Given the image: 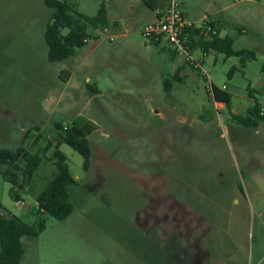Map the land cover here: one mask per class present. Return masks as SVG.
Wrapping results in <instances>:
<instances>
[{
    "label": "rangeland",
    "instance_id": "1",
    "mask_svg": "<svg viewBox=\"0 0 264 264\" xmlns=\"http://www.w3.org/2000/svg\"><path fill=\"white\" fill-rule=\"evenodd\" d=\"M66 1L87 15L102 5L106 30L88 29L83 45L51 61L43 0H0V148L41 155L29 181L16 170L20 188L0 173V211L34 225L43 219L37 236L21 237L19 264H182L171 249L182 239L193 264H228L232 242L243 245L264 225V118L255 127L236 120L264 105V26L242 14L253 1L174 0L187 21L204 15L234 47L254 51L242 66L238 56L195 49L196 67L183 52L171 57L166 38L142 35L169 0L156 9L143 0ZM179 64L182 81L170 77ZM212 85L231 94L228 106L214 101ZM78 115L97 128L87 135V169L77 150L59 145L77 184L67 188L71 213L58 220L37 212L35 195L56 173L55 124ZM190 222L205 250L194 247Z\"/></svg>",
    "mask_w": 264,
    "mask_h": 264
},
{
    "label": "trees",
    "instance_id": "2",
    "mask_svg": "<svg viewBox=\"0 0 264 264\" xmlns=\"http://www.w3.org/2000/svg\"><path fill=\"white\" fill-rule=\"evenodd\" d=\"M151 9L157 8V0H143ZM44 5L49 10L47 22L43 31V39L46 44V56L51 61H61L70 56L75 47L83 45L88 35V29L94 30L97 27L106 25L105 9L101 5L97 14L87 15L78 12L66 0H43ZM205 27L186 26L184 31L187 33V44L189 50L199 49L201 52L215 50L223 53L225 56H238L239 62L244 66L245 61L254 57V51L249 48H235L233 40L230 36H219L216 32L211 36L202 33ZM64 30V32H63ZM154 42L158 40H152ZM171 51V54L175 53ZM188 64L192 63L188 59H184ZM193 67V66H191ZM178 66L170 75L171 78L182 81L178 75ZM194 68V67H193ZM264 71V63L261 66ZM234 69L231 66L228 70L230 73ZM164 88L169 89V78H164ZM212 94L215 102H222L225 105L230 104L231 94L214 85H212ZM260 104L258 102L247 108L246 114L238 115L236 120L245 126L255 127L259 121L263 119L259 115L258 110ZM59 138L55 143L52 152L56 173L49 179L47 184L35 195L37 212H47L58 220L65 219L72 211L73 206L68 199L67 188L70 185L77 184L76 179L70 174L65 162V155L59 149L61 143L70 145L83 156V168L87 169L90 162V147L87 135L97 128V125L89 118L78 115L70 124L62 126L55 124ZM41 135H37L40 137ZM20 161L22 163H20ZM41 162V155L38 152H30L22 145L12 148H0V173L10 181L13 186L20 188L22 182L18 181V173L24 182L29 181ZM6 164L5 167H2ZM12 190L14 200L19 199L18 191ZM43 219L40 218L37 224H30L22 220L16 215L5 216L0 211V264H19L23 253V245L21 237L37 236L43 229ZM176 245L172 244V251ZM182 264L183 262L182 258Z\"/></svg>",
    "mask_w": 264,
    "mask_h": 264
},
{
    "label": "crops",
    "instance_id": "3",
    "mask_svg": "<svg viewBox=\"0 0 264 264\" xmlns=\"http://www.w3.org/2000/svg\"><path fill=\"white\" fill-rule=\"evenodd\" d=\"M252 1H253V6L246 9L245 11H243L242 14L246 15L248 17V19L256 20L261 25L264 26V2H261V0H252ZM258 5L259 6L263 5V7L257 8L256 6H258ZM253 8H254V10H253ZM256 9H259V11L256 12ZM160 11H162V9H159V8L156 9V11H155L156 16H158V13ZM182 13H183V11H182ZM205 17L206 16L203 15L202 18L206 22L205 25L208 26L210 30H214V32H216L219 36L227 35V34H224V35L221 34L220 33V27H217L214 24V22L211 20H205ZM242 29H243V27H242V25H240V31H242ZM232 40H233V38H232ZM233 42H234V40H233ZM235 48H245V47H235ZM173 50H175V49H173ZM208 52H210V51H208ZM208 52H201V53L206 55ZM176 53H177V51L174 54L170 53L171 57L174 58ZM178 66H181V64L176 65L173 70H175ZM216 103L222 104V102H216ZM259 104H260V106H264L261 103H259ZM18 204H20V203H18ZM191 226H193V230H192ZM188 227H189L188 230L192 231L191 237L195 240V241H193L194 243H196V244H194V247L197 248L196 250L198 251L201 248H203L199 244H197V242H196L197 234H195V233L198 232L199 229L194 228L195 225L191 224V222L188 224ZM260 227L263 228V231H261L259 229L257 231L258 233L256 234V237L252 236V238L249 239L248 235L246 233V240L244 241L243 245L240 246L237 243L232 242L233 247H231V248H233V251L227 257L228 264H264V237H263L264 236V225L261 224ZM144 234L146 237V228H144ZM183 234L184 233H182L181 236H183ZM179 242L177 240V243H176V249H177V251H179V253L177 254V257L178 258H179V256L183 257V262L185 264H193L194 260H196V255L194 256L193 250H191L189 248V250L187 251L185 249L183 239L181 241L179 240ZM180 247H182V248H180ZM204 255H206V254H204ZM205 260L206 259H203L201 264H205Z\"/></svg>",
    "mask_w": 264,
    "mask_h": 264
},
{
    "label": "built area",
    "instance_id": "4",
    "mask_svg": "<svg viewBox=\"0 0 264 264\" xmlns=\"http://www.w3.org/2000/svg\"><path fill=\"white\" fill-rule=\"evenodd\" d=\"M174 0H169L165 5L164 9L158 13L157 20L146 23L142 28V35L147 40H158L162 37L174 46L177 52H183L185 59H188L193 66H199L197 60L190 57L189 47L187 44V33L184 31L186 26H200L203 25L205 28L202 33L206 36H211L215 33L214 30H210L206 26V22L203 20L202 23L196 24L191 21H187L180 9L176 7ZM97 34L102 36L105 34V26L96 28ZM86 37L84 40L87 41ZM258 113L264 118V106H260Z\"/></svg>",
    "mask_w": 264,
    "mask_h": 264
}]
</instances>
